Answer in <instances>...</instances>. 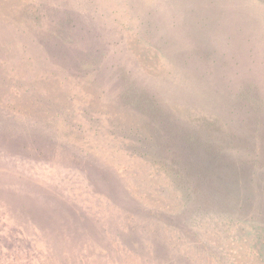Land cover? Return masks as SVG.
Listing matches in <instances>:
<instances>
[{
  "label": "rangeland",
  "instance_id": "obj_1",
  "mask_svg": "<svg viewBox=\"0 0 264 264\" xmlns=\"http://www.w3.org/2000/svg\"><path fill=\"white\" fill-rule=\"evenodd\" d=\"M257 3L131 22L114 0H0V264H264ZM175 172L204 206L183 213Z\"/></svg>",
  "mask_w": 264,
  "mask_h": 264
},
{
  "label": "crops",
  "instance_id": "obj_2",
  "mask_svg": "<svg viewBox=\"0 0 264 264\" xmlns=\"http://www.w3.org/2000/svg\"><path fill=\"white\" fill-rule=\"evenodd\" d=\"M149 1L152 0H139V2L137 0H114V14L126 16L118 18L119 21L143 22L172 20L174 22L181 20V16L185 12H189L192 16H198V21H201V18H206V21H211V16L232 17L239 15L242 2L248 5L249 1L256 6H258L257 2H259L260 7H262V0H154L155 3L153 2V4ZM148 3L152 4V6H149ZM153 5L158 6L155 8ZM115 6L117 9H115ZM153 7L155 11H153ZM161 7H163V11ZM134 11L139 12L134 13ZM248 15H250L249 12ZM157 16H161L162 19H158Z\"/></svg>",
  "mask_w": 264,
  "mask_h": 264
},
{
  "label": "trees",
  "instance_id": "obj_3",
  "mask_svg": "<svg viewBox=\"0 0 264 264\" xmlns=\"http://www.w3.org/2000/svg\"><path fill=\"white\" fill-rule=\"evenodd\" d=\"M127 102L130 104L129 106L127 107H130V110H138L142 113L145 114L146 112V122L149 126L152 127V133H153V136H152V139H156L157 141L160 140L159 138V129L157 127V125L155 123H152L151 124V121L149 120V116L150 117H154V115L156 116L157 112L162 110L161 109V106H160V103H156L155 101H153V99L150 98L149 94L144 91V92H136L134 94H129V97L127 96ZM152 113V115H150ZM147 115H148V118L147 119ZM149 120V122H148ZM147 127V126H146ZM158 129V130H157ZM133 130L132 126H128L126 128H123V131L122 133L126 136L127 132L131 133ZM138 132V131H137ZM139 133V132H138ZM140 134V133H139ZM256 134V133H255ZM152 140V141H153ZM249 140L251 139H244V143L248 142ZM142 142L146 141V138H142L141 139ZM247 150L246 151H250L249 149V146L245 147ZM256 153H258V150L256 149ZM180 165L183 166V170L184 172H186V174L189 176L191 175V170L194 171V167L193 165H190V164H187V163H181ZM168 167V164L166 165ZM174 171V170H172ZM171 183L177 188V186H181L180 187V190L182 191V194H183V213H188L191 206H192V202L193 201H198L199 203L201 202L204 206V200L201 198V197H198L196 194H194V192L192 191V189L190 187H192L193 185H191V183H187L189 180L185 179L183 176L179 175L178 173L175 172V175H174V178L171 179ZM202 207V206H201ZM200 207V208H201ZM139 212L142 213V215H144L145 217L151 219L153 218L152 216V210L150 209H146V210H142L141 208H138ZM179 215L177 214L176 216H173L171 214H163V219L161 217H159L161 220L158 222L159 223V226H163L162 223L164 224H169L167 223L168 222V219L170 220L171 218H178ZM173 221V219H172ZM164 224V225H165Z\"/></svg>",
  "mask_w": 264,
  "mask_h": 264
}]
</instances>
